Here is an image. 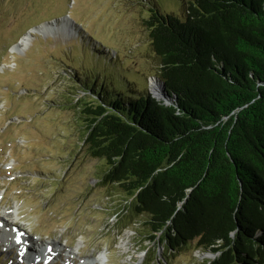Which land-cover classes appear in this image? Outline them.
I'll list each match as a JSON object with an SVG mask.
<instances>
[{
	"label": "trees",
	"instance_id": "obj_1",
	"mask_svg": "<svg viewBox=\"0 0 264 264\" xmlns=\"http://www.w3.org/2000/svg\"><path fill=\"white\" fill-rule=\"evenodd\" d=\"M177 1L183 20L148 0L144 21L172 103L95 71L78 92L98 102H72L81 147L142 241L195 242L217 254L206 264H264V0Z\"/></svg>",
	"mask_w": 264,
	"mask_h": 264
},
{
	"label": "rangeland",
	"instance_id": "obj_2",
	"mask_svg": "<svg viewBox=\"0 0 264 264\" xmlns=\"http://www.w3.org/2000/svg\"><path fill=\"white\" fill-rule=\"evenodd\" d=\"M147 1L0 0V218L19 228L30 247L53 246L58 255L48 264H206L217 255L197 250L195 242L170 250L158 238L142 241L117 186L99 181L104 163L81 147L72 102L98 101L78 92L79 83L118 72L130 90L162 97L144 24ZM154 1L160 13L184 19L177 0L166 8ZM20 39L25 43L15 47ZM154 78L158 92L151 89ZM7 237L0 264H30L0 232Z\"/></svg>",
	"mask_w": 264,
	"mask_h": 264
},
{
	"label": "bare ground",
	"instance_id": "obj_3",
	"mask_svg": "<svg viewBox=\"0 0 264 264\" xmlns=\"http://www.w3.org/2000/svg\"><path fill=\"white\" fill-rule=\"evenodd\" d=\"M68 19H66L65 18V20H62V21H67ZM62 21H60V23L62 22ZM69 21V20H68ZM67 21V22H68ZM60 23H57V24H60ZM56 24V23H55ZM46 26H50V27H53L54 26V23L53 24H51V25H42L41 27H39V28H37L36 30H35V32L36 33H40V32H42L43 30H45V28H47ZM67 28V27H66ZM46 30H48V29H46ZM24 36H30L31 37V35H24ZM22 39V38H21ZM20 39V40H21ZM25 41L26 40H21V42L20 43H18L16 46H19V44H21V46L25 43ZM15 46V47H16ZM20 46V47H21ZM19 48V47H18ZM16 49V48H15ZM159 83V82H158ZM152 85H151V89L154 91V92H158V90H157V88H158V85H157V81L156 80H152V83H151ZM156 86V87H155ZM160 90V89H159ZM6 218H9V214H7V213H4L3 214ZM3 219V218H2ZM2 219L0 218V220L2 221ZM3 222V221H2ZM4 223V222H3ZM4 224H6V223H4ZM7 225V224H6ZM8 227L10 226V227H13L14 225H7ZM24 248H25V246H24ZM27 250V249H26ZM99 258H101V259H99ZM96 260H99V261H101L102 260V257L100 256V257H98ZM101 263V262H100Z\"/></svg>",
	"mask_w": 264,
	"mask_h": 264
},
{
	"label": "water",
	"instance_id": "obj_4",
	"mask_svg": "<svg viewBox=\"0 0 264 264\" xmlns=\"http://www.w3.org/2000/svg\"><path fill=\"white\" fill-rule=\"evenodd\" d=\"M40 27V26H39ZM38 28V27H37ZM27 35V34H26ZM18 44V43H17ZM16 46V45H15ZM154 80H156V81H158V79L157 78H154ZM159 83H161V82H159ZM160 87L162 88V97L159 95V93H158V95H157V97L159 98V99H157V100H160V101H163L165 104H171L172 102L170 101V99H169V97L168 96H166L167 94L165 93V91H164V84L163 83H161V85H160Z\"/></svg>",
	"mask_w": 264,
	"mask_h": 264
}]
</instances>
